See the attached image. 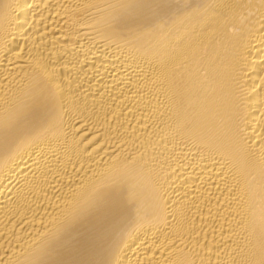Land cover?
<instances>
[{
  "label": "bare ground",
  "instance_id": "obj_1",
  "mask_svg": "<svg viewBox=\"0 0 264 264\" xmlns=\"http://www.w3.org/2000/svg\"><path fill=\"white\" fill-rule=\"evenodd\" d=\"M0 264H264V0H0Z\"/></svg>",
  "mask_w": 264,
  "mask_h": 264
}]
</instances>
